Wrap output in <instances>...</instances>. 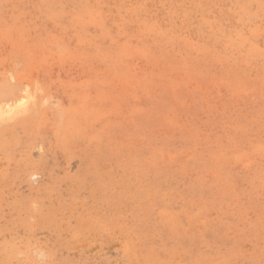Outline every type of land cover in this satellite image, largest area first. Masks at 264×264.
Returning a JSON list of instances; mask_svg holds the SVG:
<instances>
[{"label":"rangeland","instance_id":"rangeland-1","mask_svg":"<svg viewBox=\"0 0 264 264\" xmlns=\"http://www.w3.org/2000/svg\"><path fill=\"white\" fill-rule=\"evenodd\" d=\"M0 264H264V0H0Z\"/></svg>","mask_w":264,"mask_h":264},{"label":"bare ground","instance_id":"bare-ground-1","mask_svg":"<svg viewBox=\"0 0 264 264\" xmlns=\"http://www.w3.org/2000/svg\"><path fill=\"white\" fill-rule=\"evenodd\" d=\"M5 113V112H4Z\"/></svg>","mask_w":264,"mask_h":264}]
</instances>
